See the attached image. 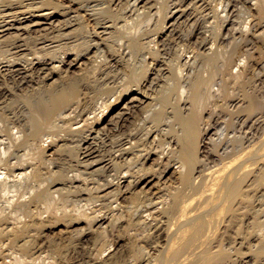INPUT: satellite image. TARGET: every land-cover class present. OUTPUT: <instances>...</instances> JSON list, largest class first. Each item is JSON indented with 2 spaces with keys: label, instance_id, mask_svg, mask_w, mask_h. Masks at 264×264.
Segmentation results:
<instances>
[{
  "label": "bare ground",
  "instance_id": "bare-ground-1",
  "mask_svg": "<svg viewBox=\"0 0 264 264\" xmlns=\"http://www.w3.org/2000/svg\"><path fill=\"white\" fill-rule=\"evenodd\" d=\"M7 1L8 2L5 3L4 0L5 7L0 11V48L2 44L6 45L5 44L6 38H12V39L9 41L10 43L6 45L8 48L6 51L7 55L0 58V76L1 75L10 76V78L13 80V83L16 84L17 86H15L16 89L14 88L13 90L14 92L5 90L0 95V201L1 199L5 200L4 203L5 205L3 204L0 206V241H4L6 239H9L10 241L12 240V242L16 244V246H18L22 251V254L14 260L13 264H24L26 262L27 254H29L30 260H35V251L37 249L36 246L37 244L35 241L37 239V238L35 239V230L40 229L44 226L47 227V224L51 223V221H53V218H55L54 221L57 220L56 223L58 221H70V223L74 222L72 224H80L83 221H86L88 227H86V229L84 227V231L89 230V232L98 230L99 228L102 227H106L105 224H107L109 220V217H106L101 214L90 216V213L89 215L86 214L87 211L86 213L85 211L78 212L76 211L78 210L76 206H74L76 207L74 209H76L75 211L78 212L77 215L72 214L70 210L68 212L66 207V210L64 209V212L61 214V217H59L60 215L58 214L60 212L58 213L56 211L58 213L56 214L51 210L52 205H50L51 204L50 198L52 197L51 196L52 191L50 186H44V185L42 186L41 183L38 184L39 182L37 183L34 182L37 180L38 176L41 175L40 171L42 168L45 169L44 173L48 175V178L51 179V181L61 179L67 182L69 180V182H71L72 184L73 183L75 184V182H80L78 180H81V177L83 176L82 174L84 173L85 175V171H87V169L100 170L102 173L105 174L106 177H104L102 179L103 181L98 183V185L96 186L99 197L103 198L104 201L105 199L107 200V198L110 197L112 198L114 197L115 201H117V199L120 196L122 197L124 196V194L126 195V193L129 192L130 193L135 192L137 189H139V193H143L140 196L141 199L142 198L145 199L147 198L148 195L151 196V194H149L146 188L150 184H152L153 182L152 177H155L154 173L158 169V168L154 169L153 167H148L147 164L150 162H154V165L156 167L165 166L164 176H167L168 173L171 172L172 170L170 166V160H169L170 158L167 157V153L176 150L177 147L173 146L170 143L168 145L167 152H165L166 149L160 151L157 148L149 146V144L152 142L151 140L149 142L150 137L148 136L145 137L144 135L140 134L132 127L130 128L131 130L127 132L123 131V129H126L125 128L126 124L131 122V120H133L134 118H136L135 117L136 115L138 116L142 115V117L145 115V119H147L152 115L154 116L156 115L157 117L160 116L159 113L160 111L157 108V105L153 103L154 98L148 93L151 90L147 92L148 89L143 90L141 86L138 87V90L136 89L134 90L132 89V87H123L119 89V91L117 92L114 102L109 103L108 100L104 101L103 106L104 105L107 107L110 106L109 113L105 117H101L98 121H96L97 123L95 125H93V122H91L92 126H90V128L88 129L89 132L82 137L79 136L80 138L77 141L73 142L71 140L70 142L67 138L61 136V138L56 140L55 137L51 138L50 141L52 142V144L51 145L48 144L49 147H45L43 144H41L42 136H44L43 135L44 133L43 130L45 129L44 127L51 129V134H56L60 131H68L70 133L83 132L85 130V127H87L88 124L90 123L89 122L90 119L95 118L97 116L95 110L88 111L84 107L85 99L89 94L88 92L89 86L90 85L93 86L92 83H94V86H97L95 84L104 86V85H108L107 84L108 82L106 83L107 80L105 79H103L104 80L103 82L101 80L95 79V80H91V82L88 81L87 84H85L86 86H84L83 88H81V86L79 87L72 83L70 87L68 86L66 89H63L61 91L53 90L49 98L48 96L46 98H42L41 96L45 95L46 90L44 89H46L45 88L46 85L43 84L44 86L42 85L38 86L37 81L38 80L39 82L40 80H42V82H45V80L50 81V79L54 78L56 74L63 75L64 77H69V75H71L70 73H72V71L75 68L78 67L80 68V66L84 65L87 59L90 61V64H92L91 65L92 69L93 68L100 69L102 67H106V69L109 68L110 66L108 64L110 63V61L114 60L110 58L113 56L112 54L110 56L109 54L106 55V53H102L103 58L98 60L99 57H101L100 53L103 51L102 47L107 48L108 47L107 45H109L108 37L116 31L124 30L129 20L134 17H138V20H140L141 17L147 16L148 24H153L154 21L156 20V17L160 13L159 8L156 9L155 12H152V10L155 8V6L152 5V7L147 10L143 5H141L142 3L143 4L145 3V0H109L110 2H108V4L104 6H101L102 4L100 3H95L96 0H88L85 4H78L77 8H74L77 0H61L62 3H65V1H67L69 4L64 6L62 10V14H64L62 16H64V20H65L64 26L57 27L55 23L59 18L56 16L58 14L57 11L61 12V9L59 8L61 4L59 5L53 4V2L50 0H7ZM123 1L126 4L125 10L121 12L122 13L121 16L123 17L117 15L119 17L115 18L112 21L101 18V14L103 12H107L108 14H113L115 9L117 8V7L115 8L114 5L117 6ZM236 1L238 0H222V3H224L225 5V12L227 14L226 17L230 18L234 14ZM50 4H53V6L49 7L48 9H43L42 5H50ZM147 7L149 6L147 5ZM259 9L261 11V8ZM186 11L187 10L181 9L177 5L174 8H172L171 16L168 17L170 18V21L173 20V22H171L170 25L172 26L175 20H180L181 18H183L186 14ZM71 13L74 14L70 15ZM116 14H118V12ZM261 14L264 16L263 11ZM188 20H190V18ZM206 23L207 22H205V24ZM164 27H166V25ZM68 28L71 29V31H67ZM76 30L79 32L76 33L77 35L74 34V31L76 32ZM42 31L43 33H41ZM194 35L197 36V34ZM198 35H201V33ZM176 38H178V36ZM207 38H204L202 43H200L198 47V51H193V54L190 53V55H187L185 57H180L179 60L176 62V64L172 66L177 68L179 70L178 72L181 73L183 69L190 70L194 68V65H196L197 63L196 61L197 57L199 55L200 56L211 55L212 57L214 56V58L219 57L222 54V52L216 48L215 42L210 44V41H208ZM29 41H32L34 43V51H32L31 48L28 47L30 44L28 45L27 42ZM164 42L167 41L165 40ZM197 44L195 45L197 46ZM83 47H84V51H81ZM60 49L63 50V55L58 56L57 52ZM160 51L161 50H159L158 48L150 47L148 54L142 55L140 60V65L138 67L145 70L144 77L145 78L148 77L149 82L146 83H148L150 87L156 85L157 82L161 80L160 79L161 75L162 76L163 75L165 76V74L168 75V73L166 72L169 70V68L164 66L165 65L164 60L159 58ZM149 58L152 59L151 62ZM257 65L259 64H256L254 68H258L260 66ZM151 66H153L154 69L151 70L152 74H149L147 70L149 71ZM113 67L116 68L115 66ZM238 67H239L238 73L232 76V78H234L237 81H239V79L242 78L243 76V71L241 69H244L245 63L242 64L240 63ZM215 68L217 67L215 66ZM215 72L216 71H214V73ZM141 73L142 72L140 70L138 74ZM147 73L149 74V76ZM75 75L77 74H74V76ZM150 75L153 76L150 77ZM211 81L212 78L210 79L206 78L205 80L204 79L198 80L197 78L195 80V82L193 83V87L198 88L197 90H199V88L202 87V93L199 94L197 97H194L193 101H195L196 99V101L200 105H203L207 101V99H209L211 95V89H210ZM256 81L257 80H255V82ZM57 86L59 85L57 84ZM185 91L186 89H184L183 86L182 93L184 94ZM10 95H14V100H11L10 98V102L9 100L5 101L4 97H9ZM245 96L248 97L249 99L250 98L252 99V96L249 93H245ZM161 101L164 103L167 102V95H164L161 98ZM250 102L252 103V101ZM194 103L195 102H192L190 106H193ZM225 103L227 104V102ZM187 104H184V106L182 107L176 106V108L174 109L176 112L178 111L180 114H182L184 109H189L190 106L187 107ZM92 113H94L93 116H90V114ZM145 119L143 117V120L140 119L142 121L137 123L136 125L137 126L145 125V121H146ZM182 120L187 125L188 131L193 128V122L191 121L190 115L189 116L187 115L186 117L183 116ZM132 122H134L135 124L136 121H132ZM111 123L113 127L110 128V131H113L112 133L113 138L108 139L107 136L105 135L102 136L103 133L102 130L105 128L109 129V127H111L110 126ZM75 124H77L78 126L74 127ZM13 128H17L16 132L14 133L12 132ZM211 130L212 127L211 125H209L206 129L205 135L207 136ZM73 136L71 138H73ZM48 137H51L50 134ZM206 139L208 138L206 137L204 140L203 139L202 140L205 142ZM61 140L64 142L60 145L59 144L55 145L57 146L56 147L57 149H55L54 151L59 152L62 150L63 147H65V149L66 147H68L71 150V152H73L72 156L75 157L74 165L72 164H70L69 166L60 165V163L51 162V161L50 162L48 161L49 163H46L45 154L54 149L53 143H57ZM259 141L254 142L255 145L253 146L250 145L251 147H245L242 143H240L238 147H235L231 151L224 150L223 153L227 156L228 161L223 163L224 165L216 169L215 171L213 168L212 171L214 172H211V174L205 173L206 175L203 176L204 178L201 180V183H199L198 186H196V182L194 179V174L196 173H194V169L196 164L200 161L197 155L200 145V140L198 139V134L194 133V138L190 144V147L185 148L181 151L180 156L181 159L183 160L182 165H180V167H175L173 172L178 173L183 182L189 183L195 189H199L200 194L198 197L196 196V197L185 198L175 193L173 194L172 200L167 199V196L163 198L162 196L157 197L154 194L156 198H158L159 200L157 202H153V203L151 202L153 204L152 206L153 210L150 209V211H148L149 213L145 215H141L142 213L140 214L141 216L139 217V224H142L143 227L146 225V228L147 226L153 228L154 225L153 221H156V218L159 216L156 215L158 212L159 214L162 213L169 214V212H172L173 216H175V219L173 221L175 227L173 228L172 226L171 227L172 229L169 231L159 230L160 228L157 225L158 222L155 223L157 225V228H159L156 231L159 232L155 231V233H157V236L154 235L153 239L155 240V242L157 241L158 244L151 248H153L156 252L157 249L161 250V254L159 253L161 256L160 255L158 256V261H156V263H152V260L148 259L149 258L148 253L146 254L141 252L140 255L136 254V256L135 255L134 256L137 259L142 260L143 258H145L144 256L147 255L145 260L148 261V264L151 263L152 264H197V263L215 264L218 262V260L222 259L226 253V249L224 248V241L225 239L228 238L230 239V237L227 238L228 229L220 230L219 224L221 222V219L225 218L226 220L225 222L227 223L226 227L230 228L237 226L238 224H239L238 227L240 226L242 227L241 224L242 222H240V219L248 215L256 216L259 213V209L257 208L258 202L254 204V200L252 199V196H250V193L247 190L248 188H246L251 185L255 186L257 182H259L261 179L264 178V142L261 141L260 143ZM26 144L34 145L36 149L35 152L34 153L23 152V151L21 152V147L26 146ZM114 147L115 150H113ZM32 149L34 150V148ZM120 164L127 166V168L124 170L123 173L121 172L119 176H115L113 172L120 167ZM221 164L222 163H220L219 165ZM69 168L70 169L75 168L77 173H73V175L69 176L68 175L70 170ZM207 177L208 179H206ZM81 185H83V183ZM92 187L94 186L92 185ZM155 191L157 192V190ZM155 191L153 190L154 193ZM147 192L148 194H146ZM81 193L85 195L87 194V192L84 190L81 191ZM160 194L164 195L161 192ZM136 195H138V193ZM136 195L133 196L136 197ZM48 201H50V203ZM42 203L46 205L47 203L49 204V208L46 209V211L51 210L53 212L51 221L44 219L43 218L44 215L43 217L41 216L42 215L41 209H43V207L41 206H44L42 205ZM82 204H84V201ZM159 204L161 206H159ZM92 205L93 203H91L90 206ZM71 211H73V209ZM95 211L96 210H94V212ZM136 219H138L137 216ZM149 219L150 220L153 219V221L150 222ZM136 223L135 224L133 223L134 226H136ZM171 224L173 225V223ZM96 226L97 228L94 229V227ZM247 227L249 228V226ZM114 229L115 228H113V232L115 231ZM145 232L148 233V231ZM91 234H95V233H91ZM251 234L252 233H247L246 237L248 235L251 236ZM259 238L260 239L262 238L261 242L264 243V236L262 235V237L260 236ZM234 241L243 244L244 238L239 237L238 240L237 237L234 238ZM81 247L82 246H80V248ZM119 249L117 251H119ZM62 252L63 251H61V253ZM73 252L74 251H72V253ZM115 252L116 250L114 249V254L111 253L112 256L116 254ZM13 254L11 256H13ZM62 255H64V253ZM81 255L83 254L81 253ZM126 255L128 256V254ZM71 257L70 258L67 257L69 258L68 259L69 262L71 260L72 262L70 263L75 264L74 262L75 259ZM74 258H76V256ZM86 260H88V258ZM107 260L109 261L110 258H107ZM143 262L141 263L143 264ZM103 263H106V261H104Z\"/></svg>",
  "mask_w": 264,
  "mask_h": 264
},
{
  "label": "rangeland",
  "instance_id": "rangeland-1",
  "mask_svg": "<svg viewBox=\"0 0 264 264\" xmlns=\"http://www.w3.org/2000/svg\"><path fill=\"white\" fill-rule=\"evenodd\" d=\"M50 1H52L53 4H56V5L61 4V6L59 7L61 9V12L57 11L58 14L56 16L59 19H57V22L55 24L57 25V27H60V26L63 27L65 20H64V16H62L64 15L62 14V10H63V7L68 5L69 3L67 1H65V3H62L61 0H50ZM87 1L88 0H77L74 8H77L78 4H85ZM7 2L8 1L5 0V3ZM108 2L110 1L109 0H106V1L99 0L98 2V0H96L95 3H100L102 4L101 6H104L108 4ZM5 3H4V0H0V11L5 7L4 6ZM53 4L42 5V7L43 9H48L49 7L53 6ZM141 5H143L147 10L151 8L152 5H154L155 8L152 10V12H155L156 9L159 8L160 13L156 17V20L154 21L153 24H148L147 16L141 17L140 20H138V17L131 18L129 22L127 23L124 30L116 31L108 37L109 45H107L108 46L107 48L102 47L103 51L100 53L101 57H99L98 60L103 58L102 53H106V55L109 54L110 56L111 54L113 56L115 55L114 57L112 56L113 58L110 57L111 59H114L113 60L114 62L110 61V63L108 64L111 68L109 67L106 69V67H102L100 69L99 68L92 69L91 67L92 64H90V61L87 59L84 65L80 66V68L79 67L75 68L72 71V73H70L71 75H69V77H64L63 75L56 74L54 78L50 79V81L49 80L48 81L45 80V82H42V80H40V82L39 80L37 81L38 86L46 85L45 86L46 89H44L46 90L45 95L41 96L42 98H46L47 96L49 98L53 90L61 91L63 89H66L68 86L70 87L72 83L79 87L81 86V88H83L84 86H86L85 84H87L88 81L91 82V80H95V79L101 80L102 82L104 81L103 79H105L107 80L106 83L108 82L107 83L108 85H104V86L99 85V84H95L97 86H94V83H92L93 86L92 85L89 86V91H88L89 94L87 95L85 99L84 107L88 111L95 110L96 111L95 113L97 114V116L95 118H92L93 120L90 119L89 121L90 123L88 124L87 127H85L86 132L85 130L80 133H70L68 131H60L56 134H51V129L44 127L45 129L44 130L42 129L44 132L43 133L44 136H42L41 144H43L45 147H49V145L52 144V142L50 141L51 138L55 137V140H56V139L61 138V136H64L70 142L71 140L73 142L77 141L80 137L86 135L89 132L88 129L90 128V126H92L91 122H93V125H95L97 123L96 121H98L101 117H105L109 113L110 106L109 107L105 105L103 106L104 101L108 100L109 103L114 102L117 92L119 91V89L123 87H132V89L138 90V87L141 86L143 90L148 89L147 92L151 90L148 93L154 98L153 103L157 105V108L160 111L159 112L160 116H158L159 117L158 118L156 115L155 116L152 115L148 117L147 119H145V115H144L143 117L146 120L145 125L137 126L136 124L141 122L143 120V117L142 115H139L141 117L136 115L135 116L136 118H134L133 120H131V122L126 124L125 126L126 129H123V131L127 132L131 130L130 128L132 127L133 129H135L136 131H138L140 134L144 135L145 137L146 136L150 137V139L148 138L149 142L150 140L152 142L149 144V146L157 148L160 151L161 150L163 151L164 149H166L165 152H167L168 150L167 148L170 143L173 146H176L177 147L176 150L170 153H167V157L170 158L169 159L170 166L172 168L171 172H169L171 174L168 173L167 176H164L165 166L156 167L154 165V162H150L147 164L148 167H153L154 169L156 168L158 169L154 173L155 177H152L153 186L152 184H150L146 188L149 194H151V196L148 195L149 198L147 196L148 199L147 198L141 199L140 196L143 193H139V189H137L135 192H131V193L129 192V193H126V195L124 194V196L122 197L120 196L117 199V201H115L114 197L107 198V200L105 199L104 201L103 198L99 197L98 192H97V186H96L98 185V183L103 181L102 179L104 177H106L105 174L102 173L100 170L87 169V171H85V175L84 173L82 174L83 176L81 177V180H78L80 182H75V184L74 183L72 184L71 182H69V180L65 182L64 180H61L58 178H57L58 180H54L55 182L51 181V179L48 178V175L44 173L45 169L42 168L40 171L42 176L41 175L38 176L37 180L34 182L36 183L39 182L38 184L41 183L42 186L43 185L50 186L51 191H52V195H51L52 197L50 198L51 200L50 205H52L51 210L53 212H55L56 214L60 212L58 215H60L59 217H61V214L64 212V209L66 210V207H67L68 212L70 210L72 214H76V215L79 211H83V212L85 211V213L87 211L86 214L89 215L90 213V216L101 214L106 217H109V220L107 223L108 227H107V224H105L106 227L99 228L98 230H95L96 232L95 231L89 232V230L84 231V227L85 229L86 227H88V225L86 224V221H83L80 224H72L74 222L70 223V221H58L56 223L57 220L54 221L55 218H53V221H51L53 212L51 210L46 211V209L49 208V204L47 203L46 205L42 203V205L44 206H41L43 207V209H41L42 210L41 216L43 217L44 215L43 218L46 220H50L51 223H48L47 227L44 226L40 229L35 230V239L37 238L35 240L37 244L36 245L37 252L35 251V260H30V256L29 254H27L26 262L24 264H71L70 262L72 261L70 260L69 262L68 259L72 255L73 256L71 258L76 260V261L74 260L75 264H85V263L86 264H107V263L108 264H111V263L112 264H140L143 261H144L143 264H148V261L145 260L147 255L144 256L145 258H143L142 260L137 259L135 257L136 254L140 255L141 252L146 253V254L148 253L149 255L148 259H151L152 263H156V261H158V256L161 254V250L157 249V252H156L153 248H151L158 244V242L157 241L155 242V240L153 239L154 235L157 236V233H155V231L158 230L159 228H160L159 230H167V231L171 230L172 226L174 228L175 225L173 221L175 219V216H173L172 212H169V214L167 213L159 214L158 212L156 215H159V216L156 218V221H153V219L151 220L149 219L150 222L151 221L154 222L153 228L148 227V226L146 228V225L143 227L142 224H139V217L141 215H145L149 213L148 211H150V209L153 210L152 203L157 202L159 200L158 198H156V196L157 197L162 196L163 198L167 196V199L169 200L173 199V194L175 193L185 198L199 196L200 194L199 189H195L189 183L183 182L179 174L173 172L175 167H180V165H182L183 160L181 159V156H180L181 151L185 148L190 147V144L194 138V133L198 134V139L200 140V145H199L198 154H197L200 161L196 164L197 167L195 166V169H194V173H196L194 174L196 186H198V184L201 183V180L204 178L203 177L204 175L209 174V173L211 174V172H214L216 169L222 167L224 165L223 163L228 161L227 156L223 153L224 150L231 151L235 147H238L240 143H242L245 147H251L255 145L254 142H257L259 140H260L259 141L260 143L261 141L264 142V80H263L264 79L263 78L264 77V16L261 14L262 11L264 12V0H238L236 1L235 12H234L235 15L233 14L230 18L226 17L227 14L225 12V5L224 3H222V0H145V3L144 4L142 3ZM147 5L149 7H147ZM176 5L179 6L181 9L187 10L184 16L186 20L184 17L181 18L180 20H175L176 23L177 22L179 23L176 24L174 22V24L171 26L170 24L171 22H173V20L170 21V18L168 17L171 16L172 8H174ZM114 7L115 8L117 7V8L115 9L113 14H108L107 12H103L101 14V18L105 20H111V21L114 20L115 18H118L119 16L122 15L121 12L125 10L126 4L123 1L117 6L114 5ZM259 8H261V11ZM117 12L118 14H116ZM73 14L74 13H71L70 15H73ZM189 18L190 20H188ZM205 22L207 23L205 24ZM165 25L166 27H164ZM76 27H73V28H76ZM67 31H71V29L68 28ZM77 32H78L77 30L76 32L74 31V34L77 35L76 34ZM41 33H43V31ZM200 33L201 35H198ZM194 34H197V36ZM177 36L178 38H176ZM204 38H207L208 41H210V44L215 42L216 48L219 51H221L222 54L219 57H215V58L214 56L212 57L211 55H202V56L199 55L197 57V60H196L197 63L196 65H194V68L190 70L183 69L181 73L178 72L179 70L172 65L176 64V62L179 60L180 57H185L187 55H190V53L193 54V51H198V47L200 43H202ZM11 39L12 38H6L5 44L6 45L9 44L10 43L9 41ZM164 39L167 42H164L165 41ZM29 42H27L28 45L30 44L28 47L31 48L32 51H34V43L32 41H29ZM195 44H197V46ZM6 45H3V44L1 45L0 58L7 55L6 51L8 48ZM150 47H155L161 50L159 58L164 60L165 62L164 66L169 68V70L166 72L168 73V75L167 74H165V76L161 75V78H160L161 80L159 79L160 81L157 82L156 85H154L155 87L151 86L152 88L149 86L148 83H146V82H149V80H148V77L147 78L144 77L145 70L138 68L140 65V60H141L142 55H147ZM178 48L179 49L181 48V49L179 50ZM81 51H84V47L82 48ZM44 53H47V52H44ZM57 55L58 56L63 55V50L60 49L57 52ZM149 59L151 62L152 59L151 58ZM240 63L241 64L245 63V67L244 69H241L243 71L242 78H240L239 81H237L234 78H232V76L238 73L239 71L238 65ZM256 64H259L260 66L257 65L259 67L254 68ZM113 66H115L116 68H114ZM215 66L217 68H215ZM151 67L149 71L147 70L149 74H152L151 70L154 69L153 66ZM140 70L142 73L138 74ZM99 71L101 72V74ZM214 71L216 72L214 73ZM74 74H77V75L74 76ZM152 76L153 75H150V77ZM197 78L198 80L199 79L205 80L206 78L208 79L212 78V81L210 83L211 95L209 99H207V101L203 105H200L196 101V99L195 101H193L194 97H197L199 94L202 93V87H200L199 90H197L198 88L193 87V83L195 82ZM255 80L257 81L255 82ZM52 84L54 85V87ZM57 84L59 86H57ZM37 85H34V86H37ZM15 86L17 85L13 83V80L10 78V76H4V75L0 76V95L5 90L14 92L13 90ZM183 86H184V89H186L184 94L182 93ZM107 87L109 88L111 87V88L109 89ZM162 90H164L165 92ZM245 93L251 94L252 99L251 98L249 99L248 97H246ZM164 95H167V102L165 103L161 101V98ZM102 96L105 98H103ZM10 98L11 100H14V95H10L9 97H4V100L5 101L9 100L10 102ZM218 100H219V103H218ZM250 101H252V103ZM192 102H195V103L193 106H190ZM225 102H227V104ZM184 104H187V107L190 106L189 109H184L182 114H180L178 111L177 112L175 111L174 108H176V106L182 107L184 106ZM93 114L94 113L90 114V116H93ZM187 115L191 116V121L193 122V128L190 129L189 131L187 130V125L182 120L183 116L186 117ZM218 117H221V118H218ZM132 121H136L135 124ZM130 124L133 126H131ZM209 125H211L212 130L206 136L205 135L206 129ZM76 126L78 125L75 124L74 127ZM110 126L111 127H109V129L105 128L102 130L103 132L102 136L105 135L107 136L108 139L113 138L112 137L113 131H110V128L113 127L112 123ZM16 129L17 128H13L12 132L13 133L16 132ZM49 134L51 137H48ZM71 135L72 136L74 135L73 138H71L72 137ZM206 137L208 139H206L204 142L203 140ZM61 141L57 143H53L54 149L45 154L46 163H49L51 161V162L60 163V165H66V166H69L70 164L74 165L75 157L72 156L73 152H71V150L68 147H66V149L65 147H63L62 150L59 152L54 151L55 149H57L56 148L57 146L55 145L57 144L60 145L64 142V141L62 142ZM32 148H34V150ZM35 150H36L35 146L31 144L30 145L26 144V146L21 147V152L23 151V152L34 153ZM113 150H115V147L113 148ZM51 152L53 155L51 154ZM220 163L222 164L219 165ZM126 168L127 166L120 164V167L117 168V170L114 171L113 173L115 176H119V174L121 172L123 173ZM213 168H214V171H212ZM73 173H77L75 168H71L69 170L68 175L71 176L73 175ZM161 179H163L164 181ZM206 179H208V177ZM82 183L83 185L84 184L85 185L84 186L81 185ZM92 185L94 187H92ZM150 188L152 191L150 190ZM246 188H248L247 190L250 193V196H252V199L254 200V204L258 202L257 208L259 209V213L256 216L248 215L240 219V222H242L241 223L242 227L241 226L238 227L239 224L237 226L230 227V228L226 227L227 223L225 222L226 221L225 218L221 219L219 228L220 230L228 229L227 238L230 237V239L228 238V239H225L224 241V248L226 249L227 254L225 253V256L222 259L218 260V262L215 264H264V261H263L264 260V243L261 242L262 238L261 239L259 238L260 236L262 237V235L264 236V178L261 179L259 182H257L255 186L251 185ZM83 190L87 192L86 194L87 196L81 193V191ZM153 190L154 191L157 190V192L155 191L154 193ZM136 192L138 193V195H136L137 194ZM148 192L146 194H148ZM160 192L163 193L164 195L160 194ZM100 194H103V193H100ZM259 194L262 196H260ZM133 195H136V197ZM150 198L151 199L155 198V199L151 200ZM121 199L125 201H122ZM3 200L4 199H1L0 206L5 203V200L4 201ZM83 201H84V204H82ZM48 202L50 203V201ZM89 202H90V205L91 203H93V205L90 206ZM77 204L79 207L77 206ZM136 205H139V206H136ZM74 206H76L78 210L74 209L76 208ZM134 206H136L137 208ZM159 206L161 205L159 204ZM72 209L73 211H71ZM75 210L78 212H76ZM94 210L96 211L94 212ZM136 216L138 217V219H136ZM128 223H131V224H128ZM133 223L134 224L136 223V226H134ZM155 223H157L159 228H157V225ZM171 223H173V225ZM246 225L249 226V228ZM96 228L97 226L94 227V229ZM113 228H115L114 232H113ZM145 231H148V233ZM156 232H159V231H156ZM91 233H95V234H91ZM247 233H252V234L251 236L248 235L246 237ZM237 237H238V240H239V237L244 238L243 244L234 241V238H237ZM82 240L85 242V244ZM114 241L116 242V244ZM80 246L82 247L80 248ZM19 249L20 248L16 246V244H14L12 240L10 241L9 239H6L4 241H0V264H13L14 260L22 254L21 249L20 250ZM114 249L116 250L115 252L116 254L112 256V254H114ZM118 249L119 251H117ZM61 251L63 252L61 253ZM72 251L74 252L72 253ZM75 252L79 254H76ZM63 253L64 255H62ZM81 253L83 255H81ZM12 254L13 256H11ZM126 254H128L129 257ZM46 255L49 257H47ZM75 256L76 258H74ZM116 256L118 257L120 256V257L118 258ZM78 257L80 258V260ZM87 258L88 260H86ZM107 258H110V260L108 261ZM104 261H106V263H103ZM197 264H202V263H197Z\"/></svg>",
  "mask_w": 264,
  "mask_h": 264
}]
</instances>
